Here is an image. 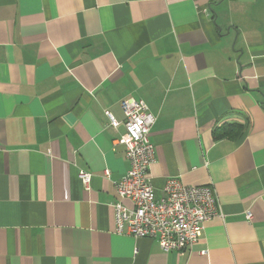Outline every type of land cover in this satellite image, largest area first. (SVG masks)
I'll list each match as a JSON object with an SVG mask.
<instances>
[{
	"label": "crops",
	"instance_id": "crops-1",
	"mask_svg": "<svg viewBox=\"0 0 264 264\" xmlns=\"http://www.w3.org/2000/svg\"><path fill=\"white\" fill-rule=\"evenodd\" d=\"M129 98L157 194L214 190L191 250L116 233ZM0 264H264V0H0Z\"/></svg>",
	"mask_w": 264,
	"mask_h": 264
},
{
	"label": "built area",
	"instance_id": "built-area-1",
	"mask_svg": "<svg viewBox=\"0 0 264 264\" xmlns=\"http://www.w3.org/2000/svg\"><path fill=\"white\" fill-rule=\"evenodd\" d=\"M120 106L129 139H121L119 143L125 146L130 169L114 181L119 196L114 203L116 233L135 240L157 241L165 253L191 250L202 237L206 223L220 215L214 190L209 186H188L178 178H171L158 195L150 176L156 160L151 132L157 116L142 100L125 99ZM105 114L110 126L121 125L110 112ZM110 174L105 171L106 177ZM81 178L88 188L92 175L81 173ZM246 215L249 220L253 218L251 212Z\"/></svg>",
	"mask_w": 264,
	"mask_h": 264
}]
</instances>
